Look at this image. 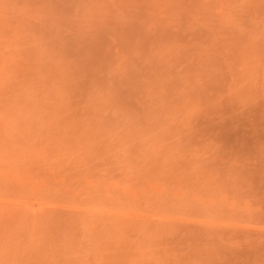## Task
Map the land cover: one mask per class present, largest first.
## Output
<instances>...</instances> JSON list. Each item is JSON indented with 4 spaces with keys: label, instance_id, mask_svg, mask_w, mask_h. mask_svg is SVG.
Here are the masks:
<instances>
[{
    "label": "rangeland",
    "instance_id": "rangeland-1",
    "mask_svg": "<svg viewBox=\"0 0 264 264\" xmlns=\"http://www.w3.org/2000/svg\"><path fill=\"white\" fill-rule=\"evenodd\" d=\"M0 264H264V0H0Z\"/></svg>",
    "mask_w": 264,
    "mask_h": 264
}]
</instances>
